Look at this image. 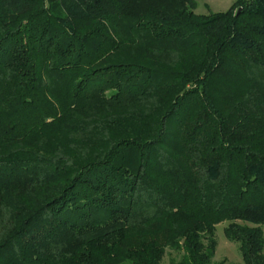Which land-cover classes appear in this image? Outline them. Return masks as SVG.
<instances>
[{
    "label": "trees",
    "instance_id": "obj_1",
    "mask_svg": "<svg viewBox=\"0 0 264 264\" xmlns=\"http://www.w3.org/2000/svg\"><path fill=\"white\" fill-rule=\"evenodd\" d=\"M195 4L0 0V264H264V0Z\"/></svg>",
    "mask_w": 264,
    "mask_h": 264
},
{
    "label": "rangeland",
    "instance_id": "obj_2",
    "mask_svg": "<svg viewBox=\"0 0 264 264\" xmlns=\"http://www.w3.org/2000/svg\"><path fill=\"white\" fill-rule=\"evenodd\" d=\"M237 0H196L194 13L209 15L211 13L224 12L231 7ZM226 223H220L215 227V240L216 251L213 256L212 262L218 263L221 260L225 261V264H242V257L238 250V244L235 242H229L225 235L223 228ZM261 229H264V225H261ZM177 258L176 253L167 251L161 264H169L170 259Z\"/></svg>",
    "mask_w": 264,
    "mask_h": 264
},
{
    "label": "water",
    "instance_id": "obj_3",
    "mask_svg": "<svg viewBox=\"0 0 264 264\" xmlns=\"http://www.w3.org/2000/svg\"><path fill=\"white\" fill-rule=\"evenodd\" d=\"M238 11H240V9Z\"/></svg>",
    "mask_w": 264,
    "mask_h": 264
}]
</instances>
